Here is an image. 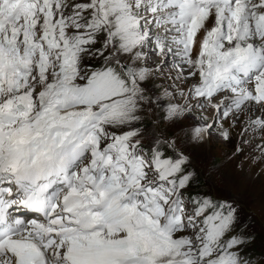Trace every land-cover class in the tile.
Wrapping results in <instances>:
<instances>
[{"label": "snow or ice", "instance_id": "1", "mask_svg": "<svg viewBox=\"0 0 264 264\" xmlns=\"http://www.w3.org/2000/svg\"><path fill=\"white\" fill-rule=\"evenodd\" d=\"M214 136L264 162V0H0V264H264Z\"/></svg>", "mask_w": 264, "mask_h": 264}, {"label": "rangeland", "instance_id": "2", "mask_svg": "<svg viewBox=\"0 0 264 264\" xmlns=\"http://www.w3.org/2000/svg\"><path fill=\"white\" fill-rule=\"evenodd\" d=\"M232 143L214 136L210 142L193 150L200 182L218 196L238 202L241 222H248L256 240L252 250L264 251V162L251 164L242 157H232ZM213 166L215 168L213 169Z\"/></svg>", "mask_w": 264, "mask_h": 264}, {"label": "bare ground", "instance_id": "3", "mask_svg": "<svg viewBox=\"0 0 264 264\" xmlns=\"http://www.w3.org/2000/svg\"><path fill=\"white\" fill-rule=\"evenodd\" d=\"M193 150H198V148L197 149H193Z\"/></svg>", "mask_w": 264, "mask_h": 264}]
</instances>
